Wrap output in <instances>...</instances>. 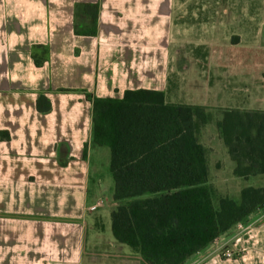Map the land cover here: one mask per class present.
<instances>
[{
  "label": "crops",
  "instance_id": "1",
  "mask_svg": "<svg viewBox=\"0 0 264 264\" xmlns=\"http://www.w3.org/2000/svg\"><path fill=\"white\" fill-rule=\"evenodd\" d=\"M248 1L244 14L243 0H0V264H141L112 235L116 205L104 207L100 162L108 159L110 173V150L91 145L86 95L152 89L183 105L169 56L183 46L187 56H221L258 43L264 18L255 10L264 3ZM85 4H99L96 36L74 32L92 25ZM32 53L45 57L41 66ZM40 94L49 112L37 110ZM263 215L240 224L247 230L232 258L212 254L211 244L186 264H264Z\"/></svg>",
  "mask_w": 264,
  "mask_h": 264
},
{
  "label": "trees",
  "instance_id": "2",
  "mask_svg": "<svg viewBox=\"0 0 264 264\" xmlns=\"http://www.w3.org/2000/svg\"><path fill=\"white\" fill-rule=\"evenodd\" d=\"M82 11L92 25H75V34L96 36L99 4H85ZM32 57L36 66L45 61L43 55ZM86 97L91 145L110 150L112 235L141 264H186L262 209L263 186L241 188L237 200L211 184L209 149L202 142L212 121L206 108L169 104L163 91L152 89H128L122 98ZM36 107L51 110L45 94ZM215 127L234 163L233 175L264 176V110L223 109ZM86 149L87 144L84 156Z\"/></svg>",
  "mask_w": 264,
  "mask_h": 264
},
{
  "label": "rangeland",
  "instance_id": "3",
  "mask_svg": "<svg viewBox=\"0 0 264 264\" xmlns=\"http://www.w3.org/2000/svg\"><path fill=\"white\" fill-rule=\"evenodd\" d=\"M248 0H243V13L248 14L251 10ZM264 3V0H260ZM264 7L258 6L256 14L264 18ZM264 22V20H263ZM81 27V26H80ZM240 38H233L232 42H238ZM258 43L241 46L237 49H227L221 56H187L185 47L178 49L169 56V81L180 90L178 102L183 105L195 104L207 109L212 115V121L207 125L202 137V142L209 149V162L211 171V184L220 192L226 193L235 199H239V191L247 185L264 186V176L250 178L248 180H233L231 170L233 162L227 149L221 142L215 119L219 118L223 109H247L264 108V96L259 103L257 95L264 93V23L260 24L258 35L253 38ZM249 39H244L247 43ZM224 51V49H222ZM207 87L209 97H205L203 90ZM205 104V105H199ZM107 149V148H105ZM108 150V149H107ZM95 157V155H94ZM101 170L107 181L103 185L102 198L104 207L108 210L114 207L113 187L114 181L108 172V159L100 158ZM217 190V191H218ZM103 201H99L102 205ZM116 205V204H115ZM263 214L264 209L260 210ZM264 218L260 217L259 221ZM245 226H236L225 237L217 238L210 248L212 254H219L222 258L234 256V241L236 237L246 232Z\"/></svg>",
  "mask_w": 264,
  "mask_h": 264
},
{
  "label": "built area",
  "instance_id": "4",
  "mask_svg": "<svg viewBox=\"0 0 264 264\" xmlns=\"http://www.w3.org/2000/svg\"><path fill=\"white\" fill-rule=\"evenodd\" d=\"M262 209H264V204H263V207H262ZM262 209H261V210H262ZM239 227H241V225H240V224H239Z\"/></svg>",
  "mask_w": 264,
  "mask_h": 264
}]
</instances>
